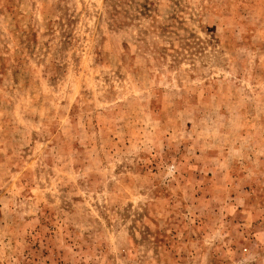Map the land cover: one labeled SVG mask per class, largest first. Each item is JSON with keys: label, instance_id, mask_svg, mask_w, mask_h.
<instances>
[{"label": "rangeland", "instance_id": "rangeland-1", "mask_svg": "<svg viewBox=\"0 0 264 264\" xmlns=\"http://www.w3.org/2000/svg\"><path fill=\"white\" fill-rule=\"evenodd\" d=\"M0 264H264V0H0Z\"/></svg>", "mask_w": 264, "mask_h": 264}]
</instances>
